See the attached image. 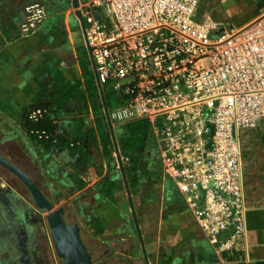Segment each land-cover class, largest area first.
<instances>
[{
	"label": "crops",
	"instance_id": "crops-1",
	"mask_svg": "<svg viewBox=\"0 0 264 264\" xmlns=\"http://www.w3.org/2000/svg\"><path fill=\"white\" fill-rule=\"evenodd\" d=\"M32 2L42 3L46 16L32 33L22 35L24 6ZM262 13L264 0H199L197 8L199 17L210 15L226 29ZM111 97L118 103L113 92ZM36 108L43 112L31 119ZM101 116L106 120L71 0H0V154L30 176L51 207L62 209L67 223H77L93 262L264 264V125L239 133L245 228L234 248L216 253L174 182L158 167L147 141L148 123L143 143L135 151H122L130 120L112 122L122 173ZM28 120L34 123L29 130ZM0 179L2 185L7 181L1 171ZM17 211L26 218L40 211L46 215L34 202H0V223ZM45 223L49 244L36 248L34 261L25 264H64L46 217Z\"/></svg>",
	"mask_w": 264,
	"mask_h": 264
},
{
	"label": "built area",
	"instance_id": "built-area-1",
	"mask_svg": "<svg viewBox=\"0 0 264 264\" xmlns=\"http://www.w3.org/2000/svg\"><path fill=\"white\" fill-rule=\"evenodd\" d=\"M198 2L78 0L72 8L97 81L118 99L110 120H147L158 167L220 253L245 228L239 133L264 125V13L226 29L199 17ZM45 16L42 3L26 4L21 34Z\"/></svg>",
	"mask_w": 264,
	"mask_h": 264
},
{
	"label": "rangeland",
	"instance_id": "rangeland-1",
	"mask_svg": "<svg viewBox=\"0 0 264 264\" xmlns=\"http://www.w3.org/2000/svg\"><path fill=\"white\" fill-rule=\"evenodd\" d=\"M103 88L105 95L108 97L109 106L112 107L116 105V101L111 97V84L105 83L103 84ZM9 146L10 145L7 143L8 150L10 148ZM11 149L13 153L14 148ZM0 171L7 180L5 184L2 185L3 179H0V186L9 191L7 195H11L7 199L8 203H33L29 190L17 176L8 170H3L1 167ZM42 184H46V182L43 181ZM12 189H15L21 194L22 198L17 196L15 192H12ZM11 193H15V195L13 196ZM19 211L15 213L14 218L7 219L6 222H1V226L6 227V230L4 234H1V237L3 235L4 238L0 239V264L31 263L34 261L33 258L35 256H32V253H35L37 250L36 248H45L46 243L49 244V229L45 223V213L43 214L42 211H40L37 216L35 214V216H28L26 218V214ZM22 214H24V216H22Z\"/></svg>",
	"mask_w": 264,
	"mask_h": 264
},
{
	"label": "water",
	"instance_id": "water-1",
	"mask_svg": "<svg viewBox=\"0 0 264 264\" xmlns=\"http://www.w3.org/2000/svg\"><path fill=\"white\" fill-rule=\"evenodd\" d=\"M77 4H78V0H71L72 7H76ZM77 12L78 11H76L75 13L79 15V13ZM80 24H81V20H80ZM96 82L102 96L106 121L108 127L110 128L109 130L114 145L117 149L116 141L114 139L113 123L107 114V105L104 96L102 94L101 85L97 81V77H96ZM116 159L118 161L120 171L123 173V165L118 149L116 150ZM0 164L20 179V181L29 190L34 204L39 209L46 212L45 217L50 228V236L52 243L54 245L57 255H59L64 259V264H101V263H94L93 260L91 259V256L87 251L85 244L80 238L79 227L77 223L76 222L67 223L62 216V209L51 207L52 202L43 194L41 189L33 182V180L30 178V176L27 173H25L22 169L14 165L9 160L5 159L1 154H0Z\"/></svg>",
	"mask_w": 264,
	"mask_h": 264
},
{
	"label": "trees",
	"instance_id": "trees-1",
	"mask_svg": "<svg viewBox=\"0 0 264 264\" xmlns=\"http://www.w3.org/2000/svg\"><path fill=\"white\" fill-rule=\"evenodd\" d=\"M106 101L107 97L105 95ZM28 122V130L34 126V123L31 122L30 120ZM100 122L108 129V124L107 121L105 120L104 116L100 117ZM146 126H147V121L145 118H136L133 120H130L126 123V129L127 132L124 137H121L122 141V151H135L139 145H141L144 141V136L146 132ZM105 139L109 140V136L106 133Z\"/></svg>",
	"mask_w": 264,
	"mask_h": 264
},
{
	"label": "flooded vegetation",
	"instance_id": "flooded-vegetation-1",
	"mask_svg": "<svg viewBox=\"0 0 264 264\" xmlns=\"http://www.w3.org/2000/svg\"><path fill=\"white\" fill-rule=\"evenodd\" d=\"M9 196H11L10 194L9 195H7L6 194V192L5 191H2V190H0V202L2 201L3 203L5 202V203H8V198H9ZM10 203V202H9ZM17 203V202H16ZM5 230H6V227H2L1 226V223H0V239L1 238H4L3 237V235H2V237H1V234H4L5 233Z\"/></svg>",
	"mask_w": 264,
	"mask_h": 264
}]
</instances>
